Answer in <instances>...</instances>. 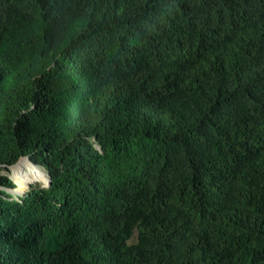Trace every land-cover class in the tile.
Listing matches in <instances>:
<instances>
[{"label": "trees", "instance_id": "16d2710c", "mask_svg": "<svg viewBox=\"0 0 264 264\" xmlns=\"http://www.w3.org/2000/svg\"><path fill=\"white\" fill-rule=\"evenodd\" d=\"M0 186V264H264V0H0Z\"/></svg>", "mask_w": 264, "mask_h": 264}, {"label": "rangeland", "instance_id": "374dc122", "mask_svg": "<svg viewBox=\"0 0 264 264\" xmlns=\"http://www.w3.org/2000/svg\"><path fill=\"white\" fill-rule=\"evenodd\" d=\"M22 162H25V163H23L20 167H18V169H19V171H20V174L24 177V178H28V180H32V179H34L33 177V172H34V170H41L42 172H44L43 170H42V168L41 167H38V166H35V165H33L31 162H29L28 160L27 161H22ZM12 169V168H11ZM36 173H38V172H36ZM40 175H42V176H45V174L44 173H42V174H40ZM31 176V177H30ZM41 176V177H42ZM30 177V178H29ZM46 184V183H45ZM0 188H1V186H0ZM7 189V188H6ZM16 192H19V191H17V190H15Z\"/></svg>", "mask_w": 264, "mask_h": 264}, {"label": "water", "instance_id": "95a60500", "mask_svg": "<svg viewBox=\"0 0 264 264\" xmlns=\"http://www.w3.org/2000/svg\"><path fill=\"white\" fill-rule=\"evenodd\" d=\"M23 158H27L28 160H30V161H31L32 163H34L35 165H38L36 162H33L29 156H23V157L20 158V160L23 159ZM20 160H19V161H20ZM19 161H18V162H19ZM18 162H17V163H18ZM17 163H16V164H17ZM16 164L12 165V167L15 166ZM39 166H40V165H39ZM41 167H42V168L46 171V173L48 174V179H47L46 184H47V185H51V184H52V178H51L50 174L47 172V170H46L43 166H41ZM15 189H16V188H14V189H13V188H12V189H7V190H9V191L13 194L14 197H16V196H18V195H25V193H26V190L21 191V192H16Z\"/></svg>", "mask_w": 264, "mask_h": 264}, {"label": "bare ground", "instance_id": "6f19581e", "mask_svg": "<svg viewBox=\"0 0 264 264\" xmlns=\"http://www.w3.org/2000/svg\"><path fill=\"white\" fill-rule=\"evenodd\" d=\"M27 161L28 159L27 158H23V159H21L15 166H14V168L18 171V173H19V175H21L20 174V171H19V169H18V167H20L23 163H25V162H22V161ZM29 162H31L30 160H28ZM32 163V162H31ZM33 165H35L34 163H32ZM35 166H38V167H41V166H39V165H35ZM42 168V167H41ZM42 170L44 171V172H42L41 170H34V172H33V178H36L38 175L39 176H42V175H40V174H42V173H44L45 174V176H42V178H44V179H48V174L46 173V171L42 168ZM36 172H38V173H36ZM22 176V175H21ZM31 177V176H30ZM29 177V178H30ZM28 179V178H27Z\"/></svg>", "mask_w": 264, "mask_h": 264}]
</instances>
